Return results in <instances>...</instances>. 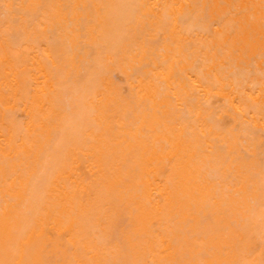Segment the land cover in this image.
I'll use <instances>...</instances> for the list:
<instances>
[{"label":"bare ground","instance_id":"bare-ground-1","mask_svg":"<svg viewBox=\"0 0 264 264\" xmlns=\"http://www.w3.org/2000/svg\"><path fill=\"white\" fill-rule=\"evenodd\" d=\"M0 264H264V0H0Z\"/></svg>","mask_w":264,"mask_h":264}]
</instances>
